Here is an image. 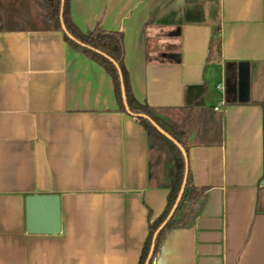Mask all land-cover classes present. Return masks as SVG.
<instances>
[{
  "label": "crops",
  "instance_id": "0c3cea01",
  "mask_svg": "<svg viewBox=\"0 0 264 264\" xmlns=\"http://www.w3.org/2000/svg\"><path fill=\"white\" fill-rule=\"evenodd\" d=\"M68 16L82 34L121 32L133 98L187 117L188 174L205 197L151 264H264V0H68ZM191 86L205 91L189 109ZM168 193L150 184L148 135L106 71L34 0H0V264H138ZM36 195L58 197L57 233L27 232Z\"/></svg>",
  "mask_w": 264,
  "mask_h": 264
},
{
  "label": "trees",
  "instance_id": "16d2710c",
  "mask_svg": "<svg viewBox=\"0 0 264 264\" xmlns=\"http://www.w3.org/2000/svg\"><path fill=\"white\" fill-rule=\"evenodd\" d=\"M36 6L41 12V17L50 25V27L55 30H61L59 23L60 15V0H34ZM62 19L66 31L79 43L85 47L69 40L64 35V40L66 43L74 48L75 50L81 52L90 60L94 61L100 65L106 73L111 77L114 96L118 104L120 111L125 112L124 105L121 99L119 76L116 68L111 62L106 60L104 57L96 53L99 51L110 59H112L118 66L125 90L126 104L131 116L135 117L138 123L144 128L148 135L149 143V180L152 185H163L169 188L167 204L164 212L155 220L149 218V232L147 239L145 241L140 260L138 264H144L147 254L149 252L151 239L160 226V224L168 216L175 200L177 194L180 190L183 174H184V159L177 146H175L171 141L162 136L151 124L144 118L136 117V115H144L153 121L160 129L166 132L173 140H175L185 152H187V142H186V131H185V119L178 122H171L169 120L168 114L174 112L173 110L164 109H151L146 104L138 103L132 96L128 84V76L123 66V35L121 32H105L103 30H94L86 34H82L69 20L68 16V0H64V6L62 10ZM173 35H178L177 31L173 32ZM169 50L176 53H171L167 55V59L170 61H175L179 57L177 50V45H168ZM90 48L94 49L91 50ZM205 88L203 86H191L187 87L185 91V107L191 109L192 107L201 105L202 97ZM166 117L162 119L161 117ZM168 165V183L164 184L159 181L160 169ZM205 188H195L191 182L189 174L187 173L186 185L182 194V198L164 229L158 235L155 243L154 254L161 238L165 231L181 229L190 227L195 218L198 216L199 207L205 197ZM153 254V255H154ZM151 264V262H150Z\"/></svg>",
  "mask_w": 264,
  "mask_h": 264
},
{
  "label": "water",
  "instance_id": "95a60500",
  "mask_svg": "<svg viewBox=\"0 0 264 264\" xmlns=\"http://www.w3.org/2000/svg\"><path fill=\"white\" fill-rule=\"evenodd\" d=\"M64 6V0H60V15H59V23L60 28L63 34L71 41H74L75 43H78L79 45L85 47L81 43L77 42L67 31L63 23L62 19V10ZM94 51V49L90 48ZM102 57H104L106 60L111 62L113 66L116 68L118 76H119V83H120V91H121V99L124 105L125 112L129 115L131 113L128 110L127 104H126V96H125V90L123 85L122 76L120 73V70L117 66V64L110 59L105 54L95 51ZM239 78H238V101L239 102H246L247 99V93H248V79H247V72L245 69H243V66H240L239 69ZM136 117H141L146 119L150 122V124L166 139L171 141L175 146L178 147L180 150L182 157L184 159V174L183 179L181 183L180 190L177 194L176 200L168 214V216L165 218V220L160 224V226L156 229L154 232L151 244L149 248V252L147 254L146 260L144 264H150L153 258L154 250H155V243L158 238V235L160 232L164 229L170 218L173 216L181 198L182 194L186 185L187 180V160H186V152L184 149L175 141L173 140L166 132H164L162 129H160L153 121H151L148 117L144 115H136ZM26 229L29 233H57L60 229V219H59V201L58 197L55 195H36V196H29L26 199Z\"/></svg>",
  "mask_w": 264,
  "mask_h": 264
},
{
  "label": "built area",
  "instance_id": "2783aa9c",
  "mask_svg": "<svg viewBox=\"0 0 264 264\" xmlns=\"http://www.w3.org/2000/svg\"><path fill=\"white\" fill-rule=\"evenodd\" d=\"M214 110H217V108H214Z\"/></svg>",
  "mask_w": 264,
  "mask_h": 264
},
{
  "label": "rangeland",
  "instance_id": "374dc122",
  "mask_svg": "<svg viewBox=\"0 0 264 264\" xmlns=\"http://www.w3.org/2000/svg\"><path fill=\"white\" fill-rule=\"evenodd\" d=\"M156 58H159V57H156Z\"/></svg>",
  "mask_w": 264,
  "mask_h": 264
}]
</instances>
